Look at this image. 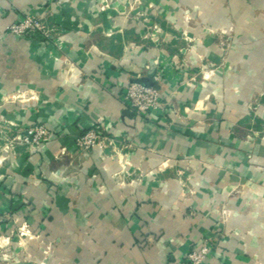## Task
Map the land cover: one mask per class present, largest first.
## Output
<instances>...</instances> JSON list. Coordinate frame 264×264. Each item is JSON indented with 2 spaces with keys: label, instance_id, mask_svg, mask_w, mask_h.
Returning <instances> with one entry per match:
<instances>
[{
  "label": "crops",
  "instance_id": "obj_1",
  "mask_svg": "<svg viewBox=\"0 0 264 264\" xmlns=\"http://www.w3.org/2000/svg\"><path fill=\"white\" fill-rule=\"evenodd\" d=\"M56 1L0 0V124L52 134L0 169V264L22 226L46 264H181L203 240L204 264H264V0H139L141 22L128 0ZM43 13L53 40L7 31ZM133 81L179 112L135 121ZM99 122L119 158L77 148Z\"/></svg>",
  "mask_w": 264,
  "mask_h": 264
},
{
  "label": "built area",
  "instance_id": "obj_2",
  "mask_svg": "<svg viewBox=\"0 0 264 264\" xmlns=\"http://www.w3.org/2000/svg\"><path fill=\"white\" fill-rule=\"evenodd\" d=\"M104 3H106V0L103 1L100 11H105L108 7ZM46 16V13L38 16L26 15L23 19L11 23L7 27V31L17 38L39 35L44 40H53V29L50 27ZM158 31V27L154 26L153 32L157 33ZM144 38L154 41V34L145 35ZM161 78L162 71H159L154 80L160 82ZM123 101L131 111L135 121L152 115L166 119L170 114L179 112V108L173 104L172 100H166L158 88L137 81L130 82L126 86ZM51 139V132L43 125H34L27 129H16L8 122L0 124V169L4 167L5 162L15 157L19 150H24L25 153L33 156L39 153ZM121 145H123V148L129 147L125 142L118 141L116 137L108 133L102 122L87 129L76 139L77 148L84 153L90 152L93 148H98L104 154L106 150L111 148L116 158L121 155ZM120 160L121 163L125 164L122 159ZM25 229V227L20 229L19 238L28 237L32 239ZM210 254V242L209 240H203L201 247L190 250L184 256L181 264H204Z\"/></svg>",
  "mask_w": 264,
  "mask_h": 264
},
{
  "label": "rangeland",
  "instance_id": "obj_3",
  "mask_svg": "<svg viewBox=\"0 0 264 264\" xmlns=\"http://www.w3.org/2000/svg\"><path fill=\"white\" fill-rule=\"evenodd\" d=\"M103 1H105V0H103ZM112 2H113L112 0H106V3H104V5L107 4V6H108L106 8V10L113 8L112 7ZM60 3H61L60 0H58V1H56V3L53 2V5L54 6H59ZM102 3L99 4V9L101 8V5H103ZM124 5H125V9L123 11H118L117 10L119 15L130 16V14H132V12H134L135 10L138 9L139 10L138 11L139 14L137 15L138 21L141 22V21L144 20L143 18L146 15V13L144 11L140 10V7L142 5L141 1H139V0H128L126 3H124ZM48 6H50V5H48ZM148 8L152 9L153 6L150 5V6H148ZM151 27H153V28L151 29ZM149 28H150V34H154V41H155L158 38V32L157 33L153 32L154 26H149L148 30H149ZM185 39L187 40L188 46H191V44L193 43L194 40L188 39V38H185ZM22 227H25V226H22ZM22 227H19V228L17 227L15 229V231H14L15 235H18V236L20 235V229ZM26 231H27V228H26ZM25 238L27 239L28 237H24V239ZM18 239H19V241L17 242L18 251L16 252V254L13 255L14 257H12V254L10 252L7 253V251H8L7 246L5 247L4 250L1 251V256H3V257H4V255L9 256V258L8 257H4L6 259V261H5V263L2 262V264H46V262L48 260L47 259V255H45L46 259H44V260L43 259L42 260L39 259L38 257H36L33 254H31V252L29 251L30 245L27 242L26 243L23 242L22 238H18ZM35 245L38 246L36 243H35ZM52 245L53 244L48 245L47 247L51 248ZM36 249H37V247H36ZM48 251L49 250L47 248V254H48Z\"/></svg>",
  "mask_w": 264,
  "mask_h": 264
}]
</instances>
